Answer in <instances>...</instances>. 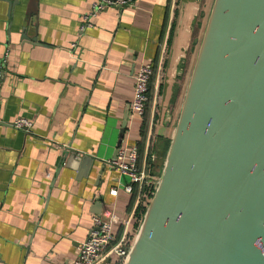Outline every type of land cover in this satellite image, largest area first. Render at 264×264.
<instances>
[{"label":"crops","instance_id":"1","mask_svg":"<svg viewBox=\"0 0 264 264\" xmlns=\"http://www.w3.org/2000/svg\"><path fill=\"white\" fill-rule=\"evenodd\" d=\"M9 1L0 0V264H71L103 213L131 244L142 189L132 201L128 177L106 160L140 145L139 168L153 154L158 177L213 0H131L82 32L95 0ZM140 64L153 66L145 130L130 108ZM16 118L32 127L10 126ZM62 146L90 159L62 164Z\"/></svg>","mask_w":264,"mask_h":264},{"label":"water","instance_id":"2","mask_svg":"<svg viewBox=\"0 0 264 264\" xmlns=\"http://www.w3.org/2000/svg\"><path fill=\"white\" fill-rule=\"evenodd\" d=\"M122 264H264V0H213Z\"/></svg>","mask_w":264,"mask_h":264},{"label":"built area","instance_id":"3","mask_svg":"<svg viewBox=\"0 0 264 264\" xmlns=\"http://www.w3.org/2000/svg\"><path fill=\"white\" fill-rule=\"evenodd\" d=\"M131 0H95L91 9L82 15L80 31L92 25L91 19L107 6L122 7ZM71 46L74 47V44ZM153 76V66L149 64H140L134 75L133 97L130 102V108L133 113L143 116L150 102L149 83ZM16 129L29 130L32 123L24 118H16L8 123ZM62 148H65L62 146ZM138 149L136 146L129 148H117L115 157L107 159L106 162L111 167L118 170L121 175L128 177L129 183L125 186L127 191H131L132 185L154 184V178L146 174L145 169L137 165ZM155 155L151 154L150 161H154ZM115 190H112L115 193ZM138 203V201L136 202ZM134 214V210H133ZM119 219L112 213H103L92 217V226L87 237L78 246L77 256L71 264H103L111 256H116L121 263L126 258L129 247L128 232L116 238L112 232V227ZM128 221V220H127Z\"/></svg>","mask_w":264,"mask_h":264},{"label":"trees","instance_id":"4","mask_svg":"<svg viewBox=\"0 0 264 264\" xmlns=\"http://www.w3.org/2000/svg\"><path fill=\"white\" fill-rule=\"evenodd\" d=\"M151 85H152V78L150 80V83H149V96H150V89H151ZM148 109V108H147ZM146 109V111H147ZM145 111V112H146ZM143 117V120H142V128L143 130L146 129V117H145V113L144 115L142 116ZM138 159H137V165L140 166V163H141V159H142V151H141V146L138 145ZM147 159H146V165H145V172L147 175H151L153 174V171H151V167H152V163L150 161V158L149 156L147 155ZM137 187H138V184L137 183H134L132 185V201L134 200L135 196H136V192H137ZM141 189H142V196H141V200L139 201L138 203V206H137V213H138V218L141 220V217L143 215V212L145 210V207L149 201V199L151 198L153 192H154V184H149V185H142L141 186Z\"/></svg>","mask_w":264,"mask_h":264}]
</instances>
